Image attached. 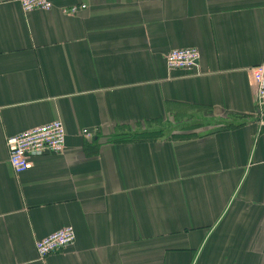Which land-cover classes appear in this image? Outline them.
Listing matches in <instances>:
<instances>
[{"label": "crops", "instance_id": "0c3cea01", "mask_svg": "<svg viewBox=\"0 0 264 264\" xmlns=\"http://www.w3.org/2000/svg\"><path fill=\"white\" fill-rule=\"evenodd\" d=\"M50 1L0 0V264H264V0ZM56 120L65 152L16 174L9 137Z\"/></svg>", "mask_w": 264, "mask_h": 264}, {"label": "built area", "instance_id": "2783aa9c", "mask_svg": "<svg viewBox=\"0 0 264 264\" xmlns=\"http://www.w3.org/2000/svg\"><path fill=\"white\" fill-rule=\"evenodd\" d=\"M25 13L37 10L49 11L53 8L50 0H22ZM77 8L68 13H76ZM197 48L175 49L166 55L167 67L170 70H189L195 68L200 54ZM252 78L258 94L260 109L259 128L264 135V62L252 69ZM62 120H56L44 126H39L16 136L9 137V164L16 174H23L30 168L32 158L45 153L63 154L67 144V132ZM76 232L72 227L61 230L36 241L35 248L40 258L59 253L73 245Z\"/></svg>", "mask_w": 264, "mask_h": 264}, {"label": "rangeland", "instance_id": "374dc122", "mask_svg": "<svg viewBox=\"0 0 264 264\" xmlns=\"http://www.w3.org/2000/svg\"><path fill=\"white\" fill-rule=\"evenodd\" d=\"M194 124H198L197 121H194L193 122ZM187 126V125H186ZM188 127V126H187ZM177 129H181V127H173V125L169 124V127L168 129H165L164 132H165V135L166 136H170V135H173V131H176ZM163 132V131H162Z\"/></svg>", "mask_w": 264, "mask_h": 264}]
</instances>
